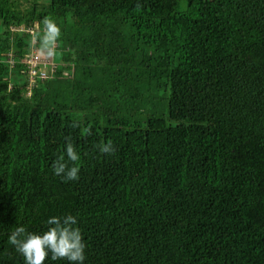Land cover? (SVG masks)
Returning a JSON list of instances; mask_svg holds the SVG:
<instances>
[{
  "label": "trees",
  "instance_id": "1",
  "mask_svg": "<svg viewBox=\"0 0 264 264\" xmlns=\"http://www.w3.org/2000/svg\"><path fill=\"white\" fill-rule=\"evenodd\" d=\"M66 215L86 264L263 263L264 0H0V264H23L16 226Z\"/></svg>",
  "mask_w": 264,
  "mask_h": 264
},
{
  "label": "clouds",
  "instance_id": "2",
  "mask_svg": "<svg viewBox=\"0 0 264 264\" xmlns=\"http://www.w3.org/2000/svg\"><path fill=\"white\" fill-rule=\"evenodd\" d=\"M41 32L33 35V41H38L39 53L42 57H55L57 46L61 40V28L53 18L45 17L41 21ZM79 125L74 124L73 127ZM83 132L91 135V127ZM98 150L102 154L112 155L115 147L111 141L99 144ZM81 156L73 142L67 141L64 151L54 160L52 174L60 177L62 182H74L80 179L81 168L78 166ZM46 230L32 232L21 224L8 234V243L23 259V264H86L87 245L83 233L78 226V219L73 215L50 216L46 220Z\"/></svg>",
  "mask_w": 264,
  "mask_h": 264
},
{
  "label": "built area",
  "instance_id": "3",
  "mask_svg": "<svg viewBox=\"0 0 264 264\" xmlns=\"http://www.w3.org/2000/svg\"><path fill=\"white\" fill-rule=\"evenodd\" d=\"M25 62L28 64L30 74H34L37 72V74L42 77L47 76L45 70L39 67V65H43L46 62L43 61V57L40 54L28 55L25 59Z\"/></svg>",
  "mask_w": 264,
  "mask_h": 264
},
{
  "label": "rangeland",
  "instance_id": "4",
  "mask_svg": "<svg viewBox=\"0 0 264 264\" xmlns=\"http://www.w3.org/2000/svg\"><path fill=\"white\" fill-rule=\"evenodd\" d=\"M52 66V63H49Z\"/></svg>",
  "mask_w": 264,
  "mask_h": 264
},
{
  "label": "water",
  "instance_id": "5",
  "mask_svg": "<svg viewBox=\"0 0 264 264\" xmlns=\"http://www.w3.org/2000/svg\"><path fill=\"white\" fill-rule=\"evenodd\" d=\"M262 264H264V261H263V263Z\"/></svg>",
  "mask_w": 264,
  "mask_h": 264
}]
</instances>
